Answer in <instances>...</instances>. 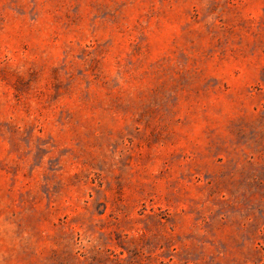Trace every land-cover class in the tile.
Wrapping results in <instances>:
<instances>
[{"label": "rangeland", "instance_id": "1", "mask_svg": "<svg viewBox=\"0 0 264 264\" xmlns=\"http://www.w3.org/2000/svg\"><path fill=\"white\" fill-rule=\"evenodd\" d=\"M0 264H264V0H0Z\"/></svg>", "mask_w": 264, "mask_h": 264}]
</instances>
